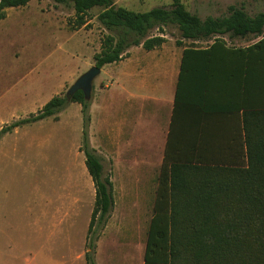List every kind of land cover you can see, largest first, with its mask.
I'll list each match as a JSON object with an SVG mask.
<instances>
[{"label":"crops","instance_id":"obj_1","mask_svg":"<svg viewBox=\"0 0 264 264\" xmlns=\"http://www.w3.org/2000/svg\"><path fill=\"white\" fill-rule=\"evenodd\" d=\"M53 20L56 22L53 27L60 30L57 19ZM3 22L4 18L0 20V23ZM87 24L78 31H65L71 34L68 38L71 43L82 34L81 41L77 39L73 45L83 48L86 54L82 55V65H77L69 74L54 78L51 90L45 92L37 86H22L27 80L25 75L8 82L5 78L8 71L3 72V68L0 70V88L3 87L1 84L8 82L7 87L0 89V130L40 110L94 65L92 57L99 51L90 45V33L83 32ZM161 37L165 42L151 50L144 49L142 44L130 47L120 61L100 69L102 79L95 87L92 83L86 141L98 157L102 169L103 164L108 163V178L112 187L111 211L95 241V264H144L146 236L165 156L168 165H211L218 157L231 158L239 146L243 109L240 105L244 100L238 98L234 102L239 91L233 80L224 73L233 70L230 59L227 60L224 53L219 52L208 65L204 55L191 54L185 63L187 72L179 81L186 47L167 36ZM225 44L232 48L247 47ZM206 47L194 49L201 51ZM74 56L78 57L77 52L71 53V59ZM31 91L35 95L30 98ZM10 93L16 97V105L8 107L5 100ZM71 104L78 106L74 107L78 117H72L75 126L72 128L74 139L71 138L68 169L60 171L63 177L59 184L61 188L57 191L59 194L38 206L36 217L37 225L43 224V219L49 223L48 232L52 243L50 260L54 264L58 242L71 249V264H86V242L95 201L94 184L85 167L82 152L81 106L78 103ZM59 118L61 115L58 114L57 119L44 120L59 124L63 117ZM33 124L15 128L0 138V264H9L10 249L12 264H23V235H19L18 230L22 223L19 214L23 215V207L17 198L11 213L16 217L17 227H9L7 168L9 161L14 159L13 152L19 151L20 144L15 142L13 136L20 129L24 137L23 150L27 146L34 156L38 140L33 136L26 138L31 135L27 126ZM24 127L27 128L26 132L29 131L26 137ZM36 131H40V128ZM76 145L84 157L83 172L91 182L85 181L87 202L84 206L80 198L74 196L77 177L73 170V149ZM80 212L83 213L84 224L75 228L73 219ZM9 231L13 234L16 232V238L10 236Z\"/></svg>","mask_w":264,"mask_h":264},{"label":"trees","instance_id":"obj_2","mask_svg":"<svg viewBox=\"0 0 264 264\" xmlns=\"http://www.w3.org/2000/svg\"><path fill=\"white\" fill-rule=\"evenodd\" d=\"M29 1L0 0V20L6 9L24 7ZM51 1L71 5L80 27L85 24L87 12L93 8L101 10L96 20L106 35L99 53L93 56L94 66L99 69L120 61L132 46L142 44L146 50L161 46L165 42L162 28L167 26L176 27L181 39L189 42L220 36L259 38L245 48L227 47L224 41L215 39L204 50H184L179 81L187 72L185 63L191 54L204 55L210 65L221 52L232 62L233 70L224 73L239 91L234 102L238 98L244 100L240 105L243 109L239 146L231 158L218 157L211 165H168L165 156L143 259L144 264H264V108L259 107L262 102L258 104L264 100V15L250 18L242 9L231 7L225 17L201 22L177 0L170 8L144 13L116 7L113 0ZM152 30L160 34L150 36ZM68 103L81 106L82 152L95 189L85 253L86 264H95L98 234L94 222L101 227L107 222L112 187L98 157L87 145L89 101L80 91L69 102L65 96H55L37 112L3 127L0 138L15 128L57 119Z\"/></svg>","mask_w":264,"mask_h":264},{"label":"rangeland","instance_id":"obj_3","mask_svg":"<svg viewBox=\"0 0 264 264\" xmlns=\"http://www.w3.org/2000/svg\"><path fill=\"white\" fill-rule=\"evenodd\" d=\"M175 0H113L116 7H122L127 10L144 13L154 8H170ZM191 15L197 17L201 22L206 19H215L225 17L229 8H239L244 13L253 18L257 15H264V0H177ZM99 8H93L86 13L84 17L85 24L88 23L83 32L90 33V45L94 50L100 51L102 39L106 32L98 24L96 17L100 13ZM7 17V19H6ZM52 19L51 21L49 19ZM57 19L58 28L53 27ZM4 21L0 23V70L3 68L7 72L6 81L12 82L19 75H25L26 81L22 86H37L41 91L47 92L54 84V78L61 74H69L77 65L83 64V56L86 52L80 46L73 45L81 36L74 38V42L69 41L71 34L66 32H74L81 29L79 22L74 16L71 5H55L51 0H33L27 6L17 9H7L4 12ZM51 26V27H50ZM66 31V32H65ZM162 35L168 39L178 41L185 47H205L215 39L224 41L230 46H249L257 42L259 38L252 36L246 38H228L223 36L220 38H211L207 41L189 42L182 40L176 27L167 26L162 28ZM160 32L152 30L150 36H158ZM77 52L78 57L71 59V53ZM90 60V59H88ZM93 63V57H92ZM93 66V64H92ZM5 79L4 77H1ZM102 79V75L97 76L93 81L95 87ZM54 80V81H53ZM1 84L7 87V83ZM30 82V83H29ZM74 83V82H73ZM72 83V84H73ZM49 84V85H48ZM67 85L58 95L64 97L68 88ZM24 90H26L24 88ZM51 90V89H50ZM32 91L30 92V94ZM33 92L30 96L33 97ZM5 104L10 106L16 105V97L12 93L6 95ZM260 108H264V100ZM74 107L77 105L68 103L65 109L59 114L62 119L61 123H49L48 120L36 122L31 126L30 134L26 132L27 128H23L26 138L30 136L37 139L34 156L26 148L23 150V133L22 129L18 134L13 136L15 142L19 143V151L13 152L14 159L8 164V191H9V227H17L16 217L13 216V203L18 198L20 206H22L23 215L19 214V235H23V247L21 249L23 264H54L50 260V237L49 223L43 219V224L37 225L38 206L57 196V191L61 188L60 180L63 177L60 171L68 169L70 160L71 138L74 139L72 128L75 126L72 119L77 116ZM78 112V109H77ZM22 113V112H21ZM20 113V115H21ZM79 114V112H78ZM24 116V115H23ZM11 118V117H10ZM53 122V121H52ZM42 126V127H40ZM44 127V128H43ZM35 130L33 131V129ZM40 128V131H36ZM72 134V136H71ZM80 144V143H79ZM83 154L79 152V146H74L73 163L74 176L77 181L74 182V196L80 198L83 206L86 204L85 181L89 177L84 174L82 162ZM103 175H109L108 163L103 164ZM53 169V170H52ZM59 171V172H55ZM87 179V180H86ZM90 189V188H89ZM90 196V191L88 192ZM83 213L80 212L73 219L75 228L83 225ZM94 222V231L98 234L101 224L96 225ZM38 226H41L39 229ZM10 236L14 235L11 231ZM52 254V253H51ZM12 252L9 251V264H12ZM52 257V256H51ZM71 249L58 242L55 251V264H71Z\"/></svg>","mask_w":264,"mask_h":264},{"label":"water","instance_id":"obj_4","mask_svg":"<svg viewBox=\"0 0 264 264\" xmlns=\"http://www.w3.org/2000/svg\"><path fill=\"white\" fill-rule=\"evenodd\" d=\"M100 69L96 66L90 67L87 71L82 73L74 83L68 88L65 94L66 100L69 102L71 97L78 91L82 92L86 101H90L92 92V83L99 75Z\"/></svg>","mask_w":264,"mask_h":264}]
</instances>
